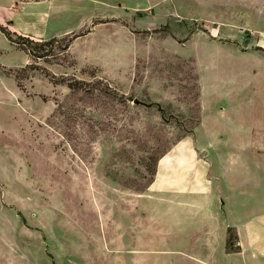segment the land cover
<instances>
[{
	"label": "rangeland",
	"instance_id": "rangeland-1",
	"mask_svg": "<svg viewBox=\"0 0 264 264\" xmlns=\"http://www.w3.org/2000/svg\"><path fill=\"white\" fill-rule=\"evenodd\" d=\"M173 149L264 215V0H0V264H116Z\"/></svg>",
	"mask_w": 264,
	"mask_h": 264
},
{
	"label": "crops",
	"instance_id": "crops-1",
	"mask_svg": "<svg viewBox=\"0 0 264 264\" xmlns=\"http://www.w3.org/2000/svg\"><path fill=\"white\" fill-rule=\"evenodd\" d=\"M13 22L19 32H30ZM204 154L173 149L164 156L156 180L130 200L133 227L118 229L116 250L108 246V255L116 251V264H175L174 257L178 264H264V215L232 216L228 198H221L222 211L214 167Z\"/></svg>",
	"mask_w": 264,
	"mask_h": 264
},
{
	"label": "trees",
	"instance_id": "trees-1",
	"mask_svg": "<svg viewBox=\"0 0 264 264\" xmlns=\"http://www.w3.org/2000/svg\"><path fill=\"white\" fill-rule=\"evenodd\" d=\"M10 39H11V35L8 34ZM56 38H53L51 41H57L55 40ZM12 40V39H11ZM50 42V41H49ZM18 45H21L23 47H26V49L29 51V53L31 54L32 57H37V58H41V57H47L48 54H43V56H40L41 54V48H38L37 46H35V43H39V42H35L34 38L32 37H27V36H20L19 41L16 42ZM70 45L65 46V51H67L69 49ZM164 112V110L162 111ZM230 233V239H229V243L232 241L233 238V234H232V229L229 230Z\"/></svg>",
	"mask_w": 264,
	"mask_h": 264
},
{
	"label": "water",
	"instance_id": "water-1",
	"mask_svg": "<svg viewBox=\"0 0 264 264\" xmlns=\"http://www.w3.org/2000/svg\"><path fill=\"white\" fill-rule=\"evenodd\" d=\"M142 103L144 104V102H141V101H139V100H135V104H142ZM145 105H147L148 107H152V106L156 105V106L159 107V111H160V112L163 111V108H161V106H160L159 104H153V103H149V104H147V103H145ZM224 206H225V202L222 201L221 209H222L223 212H225Z\"/></svg>",
	"mask_w": 264,
	"mask_h": 264
}]
</instances>
